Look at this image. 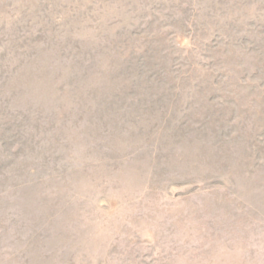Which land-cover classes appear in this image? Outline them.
<instances>
[{
  "label": "rangeland",
  "instance_id": "obj_1",
  "mask_svg": "<svg viewBox=\"0 0 264 264\" xmlns=\"http://www.w3.org/2000/svg\"><path fill=\"white\" fill-rule=\"evenodd\" d=\"M0 264H264V0H0Z\"/></svg>",
  "mask_w": 264,
  "mask_h": 264
}]
</instances>
